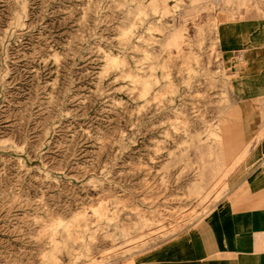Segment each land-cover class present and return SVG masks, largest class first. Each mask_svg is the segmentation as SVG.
I'll list each match as a JSON object with an SVG mask.
<instances>
[{"label":"rangeland","instance_id":"rangeland-1","mask_svg":"<svg viewBox=\"0 0 264 264\" xmlns=\"http://www.w3.org/2000/svg\"><path fill=\"white\" fill-rule=\"evenodd\" d=\"M219 7L0 0V264H132L228 197L264 100L233 90Z\"/></svg>","mask_w":264,"mask_h":264},{"label":"crops","instance_id":"crops-1","mask_svg":"<svg viewBox=\"0 0 264 264\" xmlns=\"http://www.w3.org/2000/svg\"><path fill=\"white\" fill-rule=\"evenodd\" d=\"M219 6L217 49L242 107L252 108L264 100V0H219ZM246 111L241 141L253 144L228 197L199 225L137 254L132 264H264V121Z\"/></svg>","mask_w":264,"mask_h":264}]
</instances>
